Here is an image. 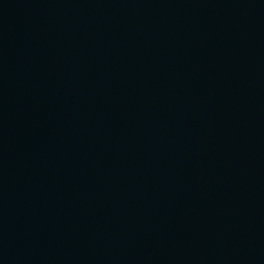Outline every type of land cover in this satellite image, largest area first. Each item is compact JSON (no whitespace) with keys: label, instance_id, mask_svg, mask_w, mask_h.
Returning <instances> with one entry per match:
<instances>
[{"label":"water","instance_id":"water-1","mask_svg":"<svg viewBox=\"0 0 264 264\" xmlns=\"http://www.w3.org/2000/svg\"><path fill=\"white\" fill-rule=\"evenodd\" d=\"M0 264H264V0H0Z\"/></svg>","mask_w":264,"mask_h":264}]
</instances>
